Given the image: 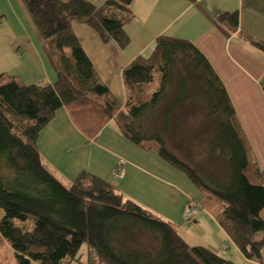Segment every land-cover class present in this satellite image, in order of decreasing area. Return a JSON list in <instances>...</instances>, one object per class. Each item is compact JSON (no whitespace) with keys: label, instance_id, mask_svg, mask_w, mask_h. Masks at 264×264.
<instances>
[{"label":"trees","instance_id":"obj_1","mask_svg":"<svg viewBox=\"0 0 264 264\" xmlns=\"http://www.w3.org/2000/svg\"><path fill=\"white\" fill-rule=\"evenodd\" d=\"M21 3L56 60L57 77L51 88L0 77V242L15 264H232L188 246L170 224L108 183L80 174L64 187L43 168L37 139L56 112L69 101L106 97L103 108L122 138L155 153L216 202L221 230L246 260L260 262L263 176L222 84L195 46L157 38L147 57L123 68L124 105L118 111L71 27L85 26L101 42L124 50L133 0H106L100 7L87 0ZM236 18L221 19L234 31ZM245 40L264 54L263 42Z\"/></svg>","mask_w":264,"mask_h":264},{"label":"crops","instance_id":"obj_2","mask_svg":"<svg viewBox=\"0 0 264 264\" xmlns=\"http://www.w3.org/2000/svg\"><path fill=\"white\" fill-rule=\"evenodd\" d=\"M87 1L102 6L106 0ZM131 10L134 18L124 28L129 42L124 50L101 42L85 26L71 27L97 80L115 98L118 111L124 105L123 68L137 57H147L159 37L187 40L222 84L248 155L264 181V54L245 40L264 43V0H133ZM233 13L237 14V27L231 31L221 18ZM1 76L25 86L51 88L56 81V60L21 0H0ZM37 149L43 168L64 187L87 174L170 224L188 246L205 248L232 264H264V248L260 262L246 260L218 225L219 205L155 153H143L125 141L101 101H69L41 131ZM119 159L125 161L123 177L113 180ZM191 206L198 208L197 217L184 220L182 215ZM260 218L264 221V209Z\"/></svg>","mask_w":264,"mask_h":264},{"label":"rangeland","instance_id":"obj_3","mask_svg":"<svg viewBox=\"0 0 264 264\" xmlns=\"http://www.w3.org/2000/svg\"><path fill=\"white\" fill-rule=\"evenodd\" d=\"M100 4H102V2ZM95 5H96L95 7H97V5H98V7H100L98 1H97V3H95ZM1 77H3V76H1ZM108 97L111 98L112 99V102L116 104V101H115V98L114 97H112L111 95H108ZM106 98H94V99L97 100V101H101L102 103H106L107 102V99ZM191 208H195L196 210L198 209L195 206H191ZM197 214H198V210L196 212V216L193 217V218H191V219H195L197 217ZM184 220H190V219H184ZM189 246L190 247H194L193 244H189ZM232 246H233V244H232ZM225 248H227V247H225ZM84 252H85V246H82L81 251L79 253H84ZM0 264H15V261H14V259L12 257V254H11L10 250L8 249V247L6 246V244H4L2 242H0Z\"/></svg>","mask_w":264,"mask_h":264},{"label":"built area","instance_id":"obj_4","mask_svg":"<svg viewBox=\"0 0 264 264\" xmlns=\"http://www.w3.org/2000/svg\"><path fill=\"white\" fill-rule=\"evenodd\" d=\"M125 167V161L122 159L117 160L115 167L112 172V178L113 180H120L123 177ZM194 209V210H193ZM197 210L195 208H189L184 214L183 219H191L196 216ZM227 248H223V250H226Z\"/></svg>","mask_w":264,"mask_h":264}]
</instances>
